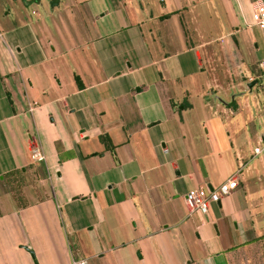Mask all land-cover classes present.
<instances>
[{"label":"crops","instance_id":"1","mask_svg":"<svg viewBox=\"0 0 264 264\" xmlns=\"http://www.w3.org/2000/svg\"><path fill=\"white\" fill-rule=\"evenodd\" d=\"M259 1L0 0V187L26 183L0 194V264H231L262 239Z\"/></svg>","mask_w":264,"mask_h":264},{"label":"built area","instance_id":"2","mask_svg":"<svg viewBox=\"0 0 264 264\" xmlns=\"http://www.w3.org/2000/svg\"><path fill=\"white\" fill-rule=\"evenodd\" d=\"M253 21L264 31V2H257L252 12ZM260 68L264 71V55L259 61ZM264 149V141L254 147V154H259ZM31 157L36 161L44 159V153L39 145H35L31 150ZM237 182L233 178H228L218 185L215 189L198 186L189 189L185 194V203L190 212L199 210L206 213L210 201H218L220 196L230 193L236 188ZM71 264H87L86 260L81 257H73Z\"/></svg>","mask_w":264,"mask_h":264},{"label":"rangeland","instance_id":"3","mask_svg":"<svg viewBox=\"0 0 264 264\" xmlns=\"http://www.w3.org/2000/svg\"><path fill=\"white\" fill-rule=\"evenodd\" d=\"M65 1L69 2V0H65ZM156 1H158V9L162 8L163 10H168V6L162 3L163 0H156ZM55 13L58 14L59 12H55ZM64 18L65 17L61 15L59 19L63 20ZM243 58L247 65L251 64L250 65L251 71L255 76V79H257V82L254 84L252 88L254 103L255 101L258 102L259 106L257 105V107L260 109V113L264 114V110L262 109V106L264 105V71L262 68H260L259 61L256 63V58L254 57L253 54L249 56H243ZM238 59L240 60L239 57L236 60L239 61ZM245 79L246 78H243V80ZM220 96L224 97L223 94H221ZM259 125L260 123L259 124L256 123L257 128ZM16 180L18 179H14V180L11 179L8 183L4 185V187H0V194H4L6 192L12 194L21 192L22 188L26 186V183H23L22 179H19V181L17 182ZM231 264H264V239H261L260 241H257L256 243L246 248H243L236 256L233 257Z\"/></svg>","mask_w":264,"mask_h":264},{"label":"trees","instance_id":"4","mask_svg":"<svg viewBox=\"0 0 264 264\" xmlns=\"http://www.w3.org/2000/svg\"><path fill=\"white\" fill-rule=\"evenodd\" d=\"M13 176H14L13 172L12 173L10 172V173L4 175V180H3L4 182L3 183H8L11 180V178H12V180H14L15 178ZM262 239H264V236L262 237Z\"/></svg>","mask_w":264,"mask_h":264},{"label":"water","instance_id":"5","mask_svg":"<svg viewBox=\"0 0 264 264\" xmlns=\"http://www.w3.org/2000/svg\"><path fill=\"white\" fill-rule=\"evenodd\" d=\"M256 82H257V79L252 80V81L248 84L249 89H250V88H251ZM262 139H263V141H264V133H263V135H262Z\"/></svg>","mask_w":264,"mask_h":264}]
</instances>
